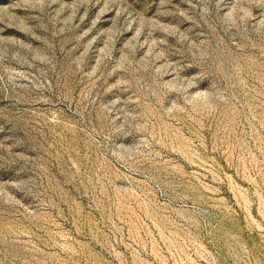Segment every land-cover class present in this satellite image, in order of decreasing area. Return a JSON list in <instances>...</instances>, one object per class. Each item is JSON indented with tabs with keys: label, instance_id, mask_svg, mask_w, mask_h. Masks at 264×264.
<instances>
[{
	"label": "rangeland",
	"instance_id": "374dc122",
	"mask_svg": "<svg viewBox=\"0 0 264 264\" xmlns=\"http://www.w3.org/2000/svg\"><path fill=\"white\" fill-rule=\"evenodd\" d=\"M0 264H264V0H0Z\"/></svg>",
	"mask_w": 264,
	"mask_h": 264
}]
</instances>
